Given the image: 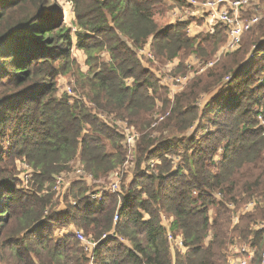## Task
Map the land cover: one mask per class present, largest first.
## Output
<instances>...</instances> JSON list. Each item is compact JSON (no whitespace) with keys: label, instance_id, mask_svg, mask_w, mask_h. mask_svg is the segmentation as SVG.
I'll return each instance as SVG.
<instances>
[{"label":"trees","instance_id":"obj_1","mask_svg":"<svg viewBox=\"0 0 264 264\" xmlns=\"http://www.w3.org/2000/svg\"><path fill=\"white\" fill-rule=\"evenodd\" d=\"M71 1L74 32L56 0H0V262L91 264L75 234L65 232L73 228L99 241L93 264H228L235 239L255 248L251 264H260L264 202L234 217L250 200H264V77L241 109L244 91L264 72V16L232 51L241 55L230 67L209 75L203 91L210 96L199 110L196 92L184 91L191 85L171 98L138 50L148 45L156 59H173L223 45L224 29L189 37L184 23L160 25L166 0ZM74 48L85 52L91 73L80 97L58 96ZM104 50L108 61L101 60ZM179 62L181 72L186 61ZM167 112L156 129L160 138H153L154 122ZM108 119L126 120L141 133L138 168L159 161L126 191H105L100 200L89 196L96 185L79 177H66L55 190L58 176L76 165L98 184L121 169L127 147ZM210 125L213 131L197 139V129ZM168 135L184 138L173 143ZM23 162L33 169L29 189L14 178ZM163 215L183 250L168 240Z\"/></svg>","mask_w":264,"mask_h":264},{"label":"built area","instance_id":"obj_2","mask_svg":"<svg viewBox=\"0 0 264 264\" xmlns=\"http://www.w3.org/2000/svg\"><path fill=\"white\" fill-rule=\"evenodd\" d=\"M263 1V0H262ZM261 0H183L182 2H177L178 9L175 11V20L176 23H184L186 28V33L189 36L199 33L200 31H205L209 33L215 32L216 29L221 28L226 31L227 40L224 45L220 49V53H225L229 51L236 50L241 42L243 35L248 31L254 28L264 16V13H259L258 15L247 17L246 14L249 12L252 6H258V10L263 12V7L260 6L262 3ZM186 4L188 9L192 7L196 8L195 12H191V16H188L186 13L182 12V6ZM196 27L201 28L199 32L194 33ZM138 53L143 56V59L155 62L156 58L153 54L152 50L148 45L140 48ZM147 64L146 62H144ZM214 62H206L201 65V70H207L209 66H213ZM173 68V66H172ZM207 68V69H206ZM204 72V71H203ZM191 74V73H190ZM185 76H173L172 78L163 79L160 77L161 82L165 84L173 94L180 92L185 88V84L187 81L193 76L189 75ZM189 77V78H188ZM66 92L74 97L73 90L71 88H67ZM101 118L107 119L106 115H100ZM112 123H114L119 131L123 134L124 144L130 150L134 149L137 143V140L140 136V133L133 125H131L128 121L122 119H108ZM260 126L264 130V120L260 118ZM21 173L20 177H23L24 186L26 189H29L28 180L32 176L33 169L29 164L23 162L21 164ZM66 177H79L87 181L93 180V175L91 173L86 172L82 166L76 165L74 170L69 173H64L59 175L56 180V190L62 188V185L65 183ZM111 177H116L115 181H112L107 189L99 190L97 192H91L89 196L94 199L100 200L102 198V193L105 191H109L112 193L123 191L121 189V183L123 181V172L121 170H116L112 173ZM222 196V194H218ZM264 202L263 199L257 197L249 202H247L242 208V212H247L256 207L258 204H262ZM231 208L234 207L233 204L230 205ZM119 219L118 212H116L114 221L117 222ZM238 216L234 217V221L237 222ZM167 225V237L168 240L178 247L179 249H184L185 245L181 237L176 236L172 233L171 229H169ZM263 224H259V227H262ZM72 231L77 239L82 243L85 250L88 252L89 257H91L90 263L93 264V251L98 244V240L93 238L86 237L85 234L79 229L66 228ZM65 230V232H67ZM107 234H104L102 238L106 237ZM122 239V238H121ZM255 256V248H253L248 242L243 241L242 239H235L232 243H230L227 250V263L228 264H251L253 258ZM260 264H264V250L261 252L260 256Z\"/></svg>","mask_w":264,"mask_h":264},{"label":"rangeland","instance_id":"obj_3","mask_svg":"<svg viewBox=\"0 0 264 264\" xmlns=\"http://www.w3.org/2000/svg\"><path fill=\"white\" fill-rule=\"evenodd\" d=\"M50 2V0H47V2ZM201 1H205V0H201ZM262 1V0H261ZM52 2V0H51ZM166 2L168 3L167 8L164 12H161L159 14H157V20L159 22L160 25L162 26H166V25H170V24H176V20H175V7L178 6H173L172 5V1L170 0H166ZM62 10L63 12V16H64V20L65 23L71 27L72 32H74L76 30V27L74 26V21H75V11H74V4L71 0H56V3ZM263 7V12L258 10V6L254 5L251 7V9L249 10V12L246 14L247 17H252L255 15H258L259 13H264V0L262 1L261 5ZM175 20V22L173 21ZM262 21V20H261ZM261 21L254 26V30L258 28L259 24L261 23ZM245 35V34H244ZM243 39V38H242ZM226 42V41H225ZM224 45V44H223ZM223 45H220L218 47H207L205 48L203 51H193V50H185L182 51L179 58L180 61L185 59L186 63L184 64V70L181 72H178L179 70V65L180 63L172 68V64L174 63V59H179V58H173V59H156L155 62H151V67L152 69L155 71V73H158L160 75V77H163V79H168V78H172L173 76H185V75H189V77L191 75H193L185 84V86L187 84L191 85L190 88H187V86L189 87V85L186 86V90H188V94L190 93H195V95L198 96L197 99V107L202 108L204 106V104L207 102V100L209 99L210 93L209 92H204L203 89L205 87V85L207 83H209L212 80H209V75L211 74H219L222 72V68H228L230 67L231 63L236 59L237 56H240L241 53H239L238 51L232 52H225V53H220V49ZM131 46H133L131 44ZM229 53L234 54V55H230L227 56ZM101 60H109L110 56L107 50H104L101 52L100 54ZM72 59H74V62H71L66 70V72H64L63 74H61L59 76V85H58V92L57 95L60 96L63 93H67L66 90L67 88H71L73 90L74 96L75 97H80L79 95H82V89H81V84L84 80V76L91 73L90 66L87 63V56L85 54V52L83 50H77V48H74L73 52H72ZM214 62V65L211 66L212 69L209 68L205 71L201 70V65L205 64L206 62ZM261 65H263L261 63ZM204 71V72H203ZM179 74V75H176ZM188 77V78H189ZM264 77V72H259L256 76V78L252 79L253 81L251 82V84L249 85L248 89L245 90L244 88V92L247 93V98L244 100L243 102V106L241 107L244 108L246 106V104L248 103V98L251 95V91L252 88L256 87V84L259 83V81ZM224 81H228V77L225 76ZM191 81V82H190ZM190 82V83H189ZM224 84L223 83H219L218 86H222ZM68 94V93H67ZM169 112H167L166 114H162L161 117H157L156 121L154 122L153 126L157 125L156 128H153L152 132L153 138H160L159 136L161 135L160 132L156 131L157 128H159L161 126V123H163L165 120H167L166 118L168 117ZM238 114V113H237ZM210 117H214L213 114L210 115ZM222 120L225 121V119L222 118ZM197 127V125L195 126ZM195 127L191 128V130H189V132H185L184 135L186 137H189L190 135L193 137L194 136V131L196 130ZM195 129V130H194ZM216 129V128H215ZM214 129V130H215ZM194 130V131H193ZM191 131V132H190ZM213 131V125H210V129H208L206 126L197 129V139H203L204 134H209L210 132ZM140 133V132H139ZM141 135V133H140ZM168 141H171L173 143H177L180 140H182L184 138V136H178L173 137V136H169L168 135ZM141 136H139L136 146L134 149L130 150L129 148H125L126 151V161L124 162V164L121 165V172H123V181L121 183V187L123 186L124 191H126V189L128 188V185L130 183V181L136 176L137 173H140L141 170H151L150 168L154 166V163L158 162L159 159H155V161L148 163L150 164V166H146L145 163V167L143 166L141 168V166L138 168L137 165V157H138V153L136 152V149L138 150V144L140 142ZM208 143V142H207ZM206 143V144H207ZM214 143V142H213ZM204 144V145H206ZM136 152V154L134 155V153ZM174 153H171V155ZM222 154V147H220V149L218 150V152L215 154L214 160L216 162H218L220 160ZM175 162H177L179 160V156H174ZM150 167V168H149ZM75 166L72 167V169L74 170ZM71 169V170H72ZM151 172V171H150ZM20 175H16V179H18V185L19 187L22 186V183L24 185V180L23 177H19ZM112 174L110 176H108V181H99V184L102 183V185L99 186V184L97 183V180H92L90 181L91 184H95L96 185V189L98 190H103V189H107V186L112 182L115 181L116 177H111ZM1 178V177H0ZM22 179V181H21ZM66 181V179H65ZM55 190L56 187L54 186ZM59 190V188H58ZM213 210V209H212ZM240 213H243L240 209L239 212H235L236 216H238ZM162 220L164 221V223H169L170 221V217L168 215H163L162 216ZM67 232H70L69 229L66 230ZM0 264H4L3 262H0Z\"/></svg>","mask_w":264,"mask_h":264},{"label":"crops","instance_id":"obj_4","mask_svg":"<svg viewBox=\"0 0 264 264\" xmlns=\"http://www.w3.org/2000/svg\"><path fill=\"white\" fill-rule=\"evenodd\" d=\"M176 4H179V3H177V2H172V5L173 6H177ZM179 5H181V4H179ZM175 10H177L178 9V7H175L174 8ZM196 11V8H194V7H192L191 9H188L187 7H186V4L184 3V5L182 6V12L183 13H186L188 16H191V12H195ZM175 15V14H174ZM175 18V17H174ZM174 22H175V20H173ZM200 29L201 28H198V27H196V30L194 31V33H197V32H199L200 31ZM205 33H209V32H205V31H200L199 33H197V34H194V35H192V36H190L189 35V37H195V36H198V35H201V34H205ZM177 58H179V57H177ZM110 60V59H109ZM108 61V60H107ZM180 58L179 59H174V63L172 64L173 65V68L174 67H176L180 62ZM157 74V76L160 78V75L158 74V73H156ZM161 79V78H160ZM160 83L162 84V85H164V86H166L165 84H163L162 82H161V80H160ZM167 87V86H166ZM169 89V88H168ZM169 91H170V95H171V98H174V96H176V93L175 94H173L172 93V91L169 89Z\"/></svg>","mask_w":264,"mask_h":264}]
</instances>
